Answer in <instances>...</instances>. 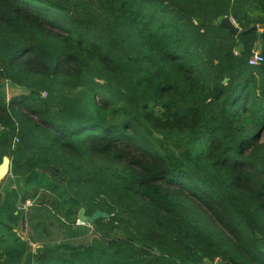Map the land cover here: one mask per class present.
<instances>
[{"label":"trees","instance_id":"trees-1","mask_svg":"<svg viewBox=\"0 0 264 264\" xmlns=\"http://www.w3.org/2000/svg\"><path fill=\"white\" fill-rule=\"evenodd\" d=\"M219 16L264 0H0V264H264L260 29ZM32 208L90 240H24Z\"/></svg>","mask_w":264,"mask_h":264},{"label":"rangeland","instance_id":"rangeland-1","mask_svg":"<svg viewBox=\"0 0 264 264\" xmlns=\"http://www.w3.org/2000/svg\"><path fill=\"white\" fill-rule=\"evenodd\" d=\"M11 86V84L6 85L8 94L10 93V95H12L18 92L16 88H12ZM2 189L4 190L5 188ZM29 213V215H27L28 218H26L27 221L23 218V221H20V219L15 224V228H17L16 231L23 236L26 241H28L31 234H34L37 240L47 245H52L53 243L55 244L60 240L66 239L75 243L87 242L90 240L91 235L81 234L77 226L74 229L69 228L67 224L63 223L62 219L59 221V217H57L52 210L45 208L38 210L32 208L29 210Z\"/></svg>","mask_w":264,"mask_h":264},{"label":"water","instance_id":"water-1","mask_svg":"<svg viewBox=\"0 0 264 264\" xmlns=\"http://www.w3.org/2000/svg\"><path fill=\"white\" fill-rule=\"evenodd\" d=\"M217 23L220 25L221 28L223 29H226L228 31H230L231 33L235 34V35H238L240 32L244 33V32H247V31H250V30H258L260 29V32H259V36H258V42L256 44V47L259 48V50L261 51L262 48H263V43H262V40H261V33H262V30L261 29H264V25H252L250 26L248 29H245V30H242L240 29V27L235 23V21L233 20L232 17L230 16H219L217 18ZM6 159L8 160L7 162V168L6 170L0 175V177L5 173L7 174L10 170V164H11V161H10V158L9 157H5L4 160H3V163L0 165V169L1 167L5 164V161ZM54 167L53 166H50L48 167L46 170H50V169H53ZM6 176V175H5ZM109 214L100 210V209H97L92 215L88 216L86 214V209L85 207H82L80 209V214H79V217L85 221V222H89V223H92L95 219L99 218V217H108Z\"/></svg>","mask_w":264,"mask_h":264},{"label":"built area","instance_id":"built-area-1","mask_svg":"<svg viewBox=\"0 0 264 264\" xmlns=\"http://www.w3.org/2000/svg\"><path fill=\"white\" fill-rule=\"evenodd\" d=\"M235 53H238V51H236ZM264 61V56L261 53V51L259 49H255L252 54L249 56L248 62L251 66H258L260 65L262 62ZM44 96H47V92H44ZM19 137H15L14 143L19 142ZM33 203L31 200H27L26 203H24L22 205V208H29L30 206H32ZM77 223L80 225H84L87 222L83 221L80 217L77 220Z\"/></svg>","mask_w":264,"mask_h":264},{"label":"bare ground","instance_id":"bare-ground-1","mask_svg":"<svg viewBox=\"0 0 264 264\" xmlns=\"http://www.w3.org/2000/svg\"><path fill=\"white\" fill-rule=\"evenodd\" d=\"M7 162H8V160L6 159L5 164L0 169V175L6 170V168H7Z\"/></svg>","mask_w":264,"mask_h":264},{"label":"crops","instance_id":"crops-1","mask_svg":"<svg viewBox=\"0 0 264 264\" xmlns=\"http://www.w3.org/2000/svg\"><path fill=\"white\" fill-rule=\"evenodd\" d=\"M5 173L0 177V183H1V181L3 180V178L5 177ZM16 230H17V228H16Z\"/></svg>","mask_w":264,"mask_h":264}]
</instances>
